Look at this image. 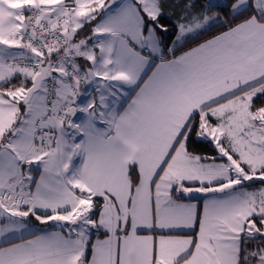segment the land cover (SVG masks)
Masks as SVG:
<instances>
[{
    "label": "snow or ice",
    "instance_id": "6c2138e0",
    "mask_svg": "<svg viewBox=\"0 0 264 264\" xmlns=\"http://www.w3.org/2000/svg\"><path fill=\"white\" fill-rule=\"evenodd\" d=\"M0 264H264V0H0Z\"/></svg>",
    "mask_w": 264,
    "mask_h": 264
},
{
    "label": "trees",
    "instance_id": "16d2710c",
    "mask_svg": "<svg viewBox=\"0 0 264 264\" xmlns=\"http://www.w3.org/2000/svg\"><path fill=\"white\" fill-rule=\"evenodd\" d=\"M254 102L256 105H260L262 101L261 99L257 98ZM197 151L200 154H211V152L209 151V146L205 144L197 145Z\"/></svg>",
    "mask_w": 264,
    "mask_h": 264
},
{
    "label": "crops",
    "instance_id": "0c3cea01",
    "mask_svg": "<svg viewBox=\"0 0 264 264\" xmlns=\"http://www.w3.org/2000/svg\"><path fill=\"white\" fill-rule=\"evenodd\" d=\"M38 175V174H37ZM93 239H95V237H93Z\"/></svg>",
    "mask_w": 264,
    "mask_h": 264
}]
</instances>
